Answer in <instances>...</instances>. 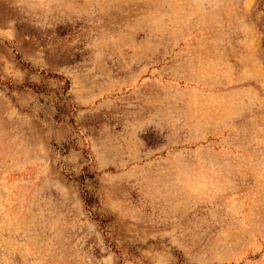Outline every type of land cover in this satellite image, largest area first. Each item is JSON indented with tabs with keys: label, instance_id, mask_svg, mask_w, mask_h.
<instances>
[{
	"label": "rangeland",
	"instance_id": "rangeland-1",
	"mask_svg": "<svg viewBox=\"0 0 264 264\" xmlns=\"http://www.w3.org/2000/svg\"><path fill=\"white\" fill-rule=\"evenodd\" d=\"M0 264H264V0H0Z\"/></svg>",
	"mask_w": 264,
	"mask_h": 264
}]
</instances>
